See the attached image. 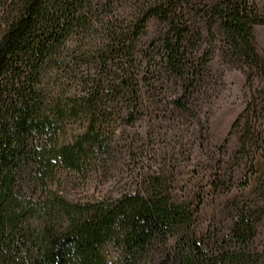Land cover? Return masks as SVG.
<instances>
[{"label": "trees", "instance_id": "16d2710c", "mask_svg": "<svg viewBox=\"0 0 264 264\" xmlns=\"http://www.w3.org/2000/svg\"><path fill=\"white\" fill-rule=\"evenodd\" d=\"M124 1L0 0V264H264L249 205L227 233L198 235L195 209L173 200L159 175L115 198L60 192L63 171L84 173L107 155L120 109L135 121L164 82L180 87L173 102L186 107L216 51L244 72L249 93L228 132L238 135L236 155L254 166L264 152V55L253 30L264 4L201 1L198 24L184 0L129 12L117 8ZM151 18L162 25L141 51Z\"/></svg>", "mask_w": 264, "mask_h": 264}, {"label": "rangeland", "instance_id": "374dc122", "mask_svg": "<svg viewBox=\"0 0 264 264\" xmlns=\"http://www.w3.org/2000/svg\"><path fill=\"white\" fill-rule=\"evenodd\" d=\"M143 1L125 0L117 8L129 12ZM201 1L211 0H184L181 5L198 24ZM258 4L262 8L264 3ZM161 25L156 18L148 21L141 51L154 48ZM253 30L257 51L264 55V24L254 25ZM213 43L219 47L221 37ZM201 86L191 89L190 102L182 107L173 102L182 92L180 87L159 83L156 98H146L139 118L130 123L125 118L131 108L117 109L119 118L110 122L113 134L108 135L107 155L95 158L84 173L63 171L60 192L74 201L115 198L144 191L148 179L159 175L173 200L195 209L192 228L198 235L208 230L225 234L236 210L248 205L257 210L252 247L264 252V152L251 166L249 158L236 155L238 135H228L248 99L244 72L216 51Z\"/></svg>", "mask_w": 264, "mask_h": 264}, {"label": "crops", "instance_id": "0c3cea01", "mask_svg": "<svg viewBox=\"0 0 264 264\" xmlns=\"http://www.w3.org/2000/svg\"><path fill=\"white\" fill-rule=\"evenodd\" d=\"M257 2H263L264 3V0H256Z\"/></svg>", "mask_w": 264, "mask_h": 264}]
</instances>
